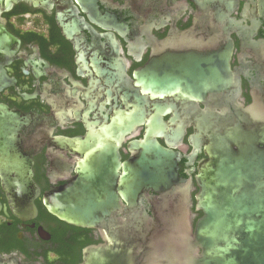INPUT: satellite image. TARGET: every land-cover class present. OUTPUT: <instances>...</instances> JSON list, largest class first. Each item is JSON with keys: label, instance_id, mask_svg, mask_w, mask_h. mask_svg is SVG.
I'll list each match as a JSON object with an SVG mask.
<instances>
[{"label": "flooded vegetation", "instance_id": "af4514ba", "mask_svg": "<svg viewBox=\"0 0 264 264\" xmlns=\"http://www.w3.org/2000/svg\"><path fill=\"white\" fill-rule=\"evenodd\" d=\"M152 69L162 84L200 92L144 93L136 75ZM233 127L264 128V0H0V264H83L107 231L124 243L131 215L153 219L184 186L194 230L199 167ZM72 139L75 149L60 143ZM147 139L173 155L162 160L176 176L157 192L132 207L113 187L104 226L49 212L74 182L80 195L93 191L82 185L124 184ZM98 146L117 153L118 178H83Z\"/></svg>", "mask_w": 264, "mask_h": 264}, {"label": "water", "instance_id": "95a60500", "mask_svg": "<svg viewBox=\"0 0 264 264\" xmlns=\"http://www.w3.org/2000/svg\"><path fill=\"white\" fill-rule=\"evenodd\" d=\"M136 79L142 92L152 96L200 92L181 87L180 83L162 84L153 69L138 73ZM182 79H186L185 70ZM138 121L136 115L131 124ZM60 143L72 149L79 145L76 139ZM135 147L140 153L127 165L124 184L82 185L93 191L80 195V185L74 182L68 191L54 195L47 205L49 212L73 225L104 226L112 209L109 191L113 187L133 207L141 192H157L165 177L176 176L169 163L162 160L173 155L153 140L135 143ZM97 148L87 153L88 161L97 162V167L85 164L81 169L83 178H118L117 153L105 154ZM206 155L197 175V208L203 216L194 230L186 213L190 202L184 186L177 193L179 200L168 196L161 199L153 219L145 213L131 215L124 243L107 231L103 245L84 251L83 264H264V128H227L213 139ZM101 162H110L114 167L102 168ZM167 202L173 208L171 213L163 214L162 206Z\"/></svg>", "mask_w": 264, "mask_h": 264}]
</instances>
